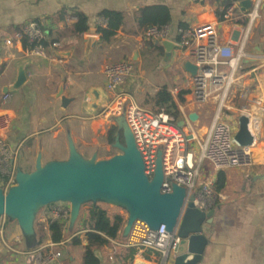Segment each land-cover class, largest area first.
I'll return each mask as SVG.
<instances>
[{"label": "crops", "instance_id": "0c3cea01", "mask_svg": "<svg viewBox=\"0 0 264 264\" xmlns=\"http://www.w3.org/2000/svg\"><path fill=\"white\" fill-rule=\"evenodd\" d=\"M226 2L227 0H0V112H9L13 117L7 140L12 144H22L21 151L26 149L30 159L25 171L35 169L38 154H42L43 163L55 159L51 154H46L42 135L53 132V138L58 139L65 134L62 144L66 150L64 159H67L70 152L66 134L69 133L73 137L75 142L72 141L78 147L76 139L80 127L85 131L95 129L97 121L94 118L102 116L94 115L112 94L105 88L104 67L107 64L122 59L142 63L147 58L148 51L151 50L147 43L151 41L145 40L146 27L138 23L141 7L167 6L172 17L170 26L173 34H176L181 28L216 20L221 16ZM104 10L120 11L124 16L122 25L108 41L102 40L97 31V22L104 18L101 15ZM76 12H82L88 17L89 29L81 35L73 32V25L77 21ZM30 20L40 21L49 31V38L61 43L60 49L48 47L43 56L30 53L24 46L25 42L15 38L21 26ZM244 22L242 19L239 23L223 24L220 42L226 44L233 31L243 30ZM87 35L96 36V41L88 51L84 42ZM9 37L13 38L12 46L5 45V39ZM153 43V47L160 46L155 41ZM161 51L163 55L171 56L173 62H177L176 68L181 71L175 75L172 83H156L153 78L146 79V82H152L153 85L149 94L154 96L160 87L167 86L181 111L180 120H185L186 128L191 126L196 135L202 136L215 117L212 118V111L206 110L205 106L209 102L221 101L226 83L216 87L210 94L217 90H222V93H216L211 99L209 95L205 101H198L194 95L192 79L182 69L185 60L181 50L176 47L170 55L164 48ZM245 51L247 57L238 66L232 85L225 90L224 101L227 98L226 107L229 111L221 117L230 122L236 131L239 116L248 115L255 135L252 145L253 163L248 167H232L223 171L225 185L221 190H217L225 198L215 206L212 222L203 226L208 243L201 261L197 264H264V6L260 17L250 30ZM21 64L26 72V81L17 89H10L11 93H17L13 105V95L8 103L2 104L4 90L11 88L16 82ZM63 81L64 94L75 98L67 107H63L61 99L54 96ZM93 86L101 88L96 109L91 106L89 97V89ZM128 86L136 92L139 89L135 79L128 82ZM174 88L178 89L177 93H172ZM182 90L189 91L184 95V103L178 100V93ZM136 92L135 96L138 98ZM142 93L144 94V91ZM77 111H81L80 114H77ZM191 112L197 113L196 122L189 120L188 115ZM76 118L83 120L79 128L73 124ZM105 119L108 121V118ZM64 121H67L66 125H63ZM205 168L216 180L217 188L220 171L216 172L209 164H206ZM48 211L49 209L45 210L38 220L45 237L42 244L52 241L46 220ZM121 214L126 216L123 211ZM82 217L85 219L87 213L84 212ZM0 219L1 231L9 224L10 230L7 235L5 233L6 239L2 237V242L12 251L9 253L0 247V264H33V250L38 247L35 245L36 239L24 237L17 221L8 220V217ZM82 228L68 238L64 236L65 243H69L71 248L66 249L65 254L62 252L66 259L65 264H76L77 257L82 258L83 264L84 246L87 241L86 232ZM122 231L123 228L120 239L124 238ZM76 233L82 242L74 245L72 239ZM22 243L27 246L29 244L31 248L20 250L18 245ZM78 245L82 249L77 255L73 250H76ZM58 246L61 245L56 247ZM111 246L112 243L100 249L105 264H113L115 259H118L119 264L132 262L133 254H129V249L119 246H116L118 256L113 255V260H105L104 255L109 253ZM70 251L71 254L68 253ZM61 259L57 264H64ZM137 264L143 262L138 261Z\"/></svg>", "mask_w": 264, "mask_h": 264}, {"label": "built area", "instance_id": "2783aa9c", "mask_svg": "<svg viewBox=\"0 0 264 264\" xmlns=\"http://www.w3.org/2000/svg\"><path fill=\"white\" fill-rule=\"evenodd\" d=\"M263 6L264 0H251L249 10L243 11L240 0H227L221 16L216 20L181 28L176 34H173L170 24L151 25L146 28L144 38L146 41L170 40L176 44L184 60H190L198 67L197 75L189 77L192 79L196 99L205 101L210 95L209 84H213L215 89L223 83H226V89L232 85L238 66L247 57L246 41ZM242 19L245 21L243 30L231 31L228 42L221 43L222 25L239 23ZM97 25L106 27L107 19H99ZM15 38L25 42L29 52L37 56H43L48 47H61L59 41L49 38V31L38 20L25 22ZM5 45L12 46L13 38H6ZM104 74L105 88L112 94L101 106L98 116L108 119L125 118L142 154L145 173L150 179L156 170L157 153L162 150V193H171L173 186L177 184L186 189L185 206L193 196L192 202L197 209L204 212L214 209L225 197L217 190L214 177L206 171V164L219 172L232 167H248L253 163L252 146L238 145L234 141L236 131L233 125L221 117L220 109L226 89H223L220 107L213 122L204 135L198 136L191 126H180V118L173 113L165 109L153 111L138 101L136 90H131L128 86V82L133 81L135 76L132 59L107 64ZM177 92V88L172 90V93ZM11 96V91L3 93L2 104L8 103ZM12 123L13 117L9 112H0V186L6 190L16 183L19 169L17 163L22 148V144H12L7 140ZM249 128L253 133L250 122ZM48 209L47 222H61L65 232L70 224L71 205L68 202H56L50 204ZM76 235L77 233L74 234ZM180 241L177 228L168 231L162 224L159 228L152 229L144 221L137 220L124 240L110 239L112 246L104 258L113 260V255L118 253L116 246H119L134 250L131 264H137L138 261L143 264H173ZM65 242L66 240L59 243L50 241L35 248L33 264H57L63 253L56 246Z\"/></svg>", "mask_w": 264, "mask_h": 264}, {"label": "water", "instance_id": "95a60500", "mask_svg": "<svg viewBox=\"0 0 264 264\" xmlns=\"http://www.w3.org/2000/svg\"><path fill=\"white\" fill-rule=\"evenodd\" d=\"M250 5L251 0L240 1L243 11H248ZM95 41L94 35L84 38L87 51ZM155 43L162 46L168 55L177 47L170 40ZM182 69L191 76H196L198 72V67L190 60L182 63ZM25 81L26 72L21 64L16 82L4 91L17 89ZM64 91L63 81L54 96L61 99L63 107H67L75 98L66 96ZM100 94L99 86L89 89L90 104L95 109ZM188 117L192 122L198 120L196 112L189 113ZM114 120L119 129L114 145L121 153L107 159H97L96 154L85 158L70 139V153L67 159H54L43 163L42 154H38L34 170L25 171L19 168L14 185L7 190L0 186V217L16 220L23 234L34 239L35 220L40 208L56 202H68L71 205L72 227L78 220L84 204L104 202L122 207L127 212L122 231L124 237L129 235L137 220L144 221L152 229H157L162 224L168 231L177 228L181 241L176 248L173 264H197L201 261L208 243L203 226L212 222L215 210L204 212L197 209L192 202L193 196L185 206L186 189L177 184L173 186L171 193H162V150L157 153L156 170L150 179L145 173L142 154L125 118L117 117ZM249 122L248 115L239 116L238 128L234 135V141L238 145L252 146L255 142ZM178 124L185 126L186 121L182 119ZM95 254L102 264H105L101 251L96 250ZM113 264H119L118 259H115Z\"/></svg>", "mask_w": 264, "mask_h": 264}, {"label": "rangeland", "instance_id": "374dc122", "mask_svg": "<svg viewBox=\"0 0 264 264\" xmlns=\"http://www.w3.org/2000/svg\"><path fill=\"white\" fill-rule=\"evenodd\" d=\"M147 46L149 49H151L148 51L147 58L144 59L142 63H138V62L134 61V66H135L134 79H135V82H137V84L139 85V87H138L139 89L137 90L136 95H138V101L140 103H142L148 109L156 111L155 109H153V107L151 106L150 103L148 104V100L152 97V95L149 94L150 93L149 91L153 88V85H152V82H149V81L146 82V79L153 78L154 82H156V83H162L164 81L166 83H172L173 79L175 78V75L178 72H180L181 70L176 68L177 62H175V61L173 62V59L171 56L163 55L162 51L159 50V48L153 47L151 43H147ZM154 48L157 51H155ZM214 89H215V87L213 84L208 85V92L209 93L214 92ZM143 91H144V94L142 93ZM216 93H222V90H217V92L210 94L209 99H211L213 96H215ZM12 95H13V100H12L11 104L13 105V103L16 101L17 93L13 92ZM227 105H228V103H227V98H226L224 103H222V106L220 109L221 115H226L227 112L229 111L228 108L226 107ZM205 107H206V110L210 109L212 111L211 116L213 118L216 115L217 111L219 110L220 100L218 102H213V103L209 102L208 104H206ZM80 112L81 111H77V114H80ZM99 112L96 113L94 116H96V115L98 116ZM94 119L97 121L96 122L97 124H96L95 129L93 131L89 130V129L85 131L84 129H82V127H80V129H79L80 133H79V135H77V139H76V144L78 146L77 148H78L79 152L85 158H90L94 154H96L97 159H107V158H110V157H112L118 153H121V151L117 147H115L114 144L109 143L107 140L108 131L111 127L116 125L115 124L116 121L114 119L109 118L108 119L109 122H108V121H106L105 118H103V116H102V118L95 117ZM100 119H104V120H100ZM66 122L67 121H64L63 125H66ZM73 124H75L77 126L76 128H79V126H81L83 124V120L81 118H76L73 120ZM52 135H53V132L47 133L46 135H42V139H44V146H45L46 154H51V156L53 158L62 160L64 158H66V150L62 144V141L65 138V134H62L58 139L53 138ZM66 137H67L68 141H70V139L74 141L73 137L69 133L66 134ZM68 146H69V143H68ZM20 153L21 154L19 155L17 164H18L19 168H22L25 170V169H27V162L30 158L26 152V149H23ZM46 154L44 155L45 159L47 158ZM97 203H99V205H101L102 207L107 209V211L110 214L121 213L123 211L126 215L125 217H127V212L122 207L112 205V204H108V203H104V202H97ZM49 206L50 205L40 208V210L38 211V214L36 215V220H35V239L36 240L38 237L43 235L42 231L40 229V224L38 222L39 216L41 214H43L44 211L49 208ZM90 206H91V202L83 205L82 210H81V214H80L78 220L76 221V223L74 224V226H72V227L69 225L67 226V229L64 232L65 238H68L74 232L78 231L82 227H89V221H85V219L82 216H83L84 212L85 213L88 212V209ZM9 219L10 218H8V220ZM0 221H1V219H0ZM1 228L2 227H1V223H0V247L3 248V251H8L10 253L12 251L9 250V248L7 246H4L3 242H2V237L6 239L5 233L7 235V232H9V230H10L9 224L7 226L3 227L2 231H1ZM81 234H83V233H81ZM81 234H79V235H81ZM24 237H26V236H24ZM18 246H19L20 250H23V251L29 250L31 248V246H29V244H28V246H29L28 247L26 244H23V243L19 244ZM69 246H70L69 243H65L64 245L58 246L56 248H57V250H60V251L64 252V254H65V250L70 248ZM81 249H82V247L78 245L76 250H73L74 251L73 253L79 254ZM68 253L71 254L72 251H70ZM61 262L64 264L66 263V259H64V255L61 259ZM81 262H82V258L77 257L76 264H81ZM127 264H131V263H127Z\"/></svg>", "mask_w": 264, "mask_h": 264}, {"label": "trees", "instance_id": "16d2710c", "mask_svg": "<svg viewBox=\"0 0 264 264\" xmlns=\"http://www.w3.org/2000/svg\"><path fill=\"white\" fill-rule=\"evenodd\" d=\"M101 15L107 19V26L98 27L97 31L101 34L102 40L108 41L122 25L124 16L122 12L116 10H104ZM76 17L77 21L73 25V32L78 35L84 34L89 29L88 17L82 12H76ZM171 19L170 9L165 5H148L139 9L138 23L146 28L151 25L163 26L170 24ZM151 44L154 45L153 41H151ZM24 46H27L26 43H24ZM156 47L163 50L162 46ZM188 92V90H182L178 93L180 103L185 102L184 95ZM149 103L156 111L165 109L167 112L173 113L178 119L181 118L179 106L167 86L160 87L155 95L148 100ZM118 132L117 125L110 128L107 135L109 143L115 144ZM224 185L225 177L223 171H220L217 179V189L221 190ZM85 221H89V227L82 228L88 229L85 233L87 244L84 246L83 264H102L95 251L110 245V239H120V232L125 224V217L121 213L110 214L99 203L91 202ZM48 228L53 242L59 243L64 240V225L61 222L49 221ZM44 240L45 237L41 235L37 238L36 245H41ZM81 242L82 240L78 235L73 237L74 245L81 244ZM133 253L134 250L129 249V254ZM116 255L118 256V254Z\"/></svg>", "mask_w": 264, "mask_h": 264}, {"label": "flooded vegetation", "instance_id": "af4514ba", "mask_svg": "<svg viewBox=\"0 0 264 264\" xmlns=\"http://www.w3.org/2000/svg\"><path fill=\"white\" fill-rule=\"evenodd\" d=\"M110 130V129H109ZM108 133H109V131H108ZM119 133V132H118ZM118 133H117V135H118ZM108 135V134H107ZM117 135H116V137H117ZM121 141H122V143H123V139H121Z\"/></svg>", "mask_w": 264, "mask_h": 264}]
</instances>
